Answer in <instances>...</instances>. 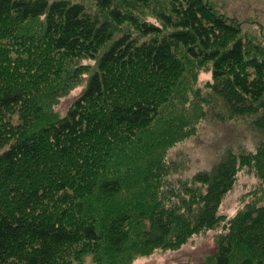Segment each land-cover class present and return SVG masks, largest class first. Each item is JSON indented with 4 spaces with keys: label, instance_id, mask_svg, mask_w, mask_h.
<instances>
[{
    "label": "trees",
    "instance_id": "1",
    "mask_svg": "<svg viewBox=\"0 0 264 264\" xmlns=\"http://www.w3.org/2000/svg\"><path fill=\"white\" fill-rule=\"evenodd\" d=\"M209 111L258 141L174 178ZM210 229L196 264H264V39L211 0H0V264H131Z\"/></svg>",
    "mask_w": 264,
    "mask_h": 264
},
{
    "label": "rangeland",
    "instance_id": "2",
    "mask_svg": "<svg viewBox=\"0 0 264 264\" xmlns=\"http://www.w3.org/2000/svg\"><path fill=\"white\" fill-rule=\"evenodd\" d=\"M218 12L236 18L246 33L264 39V0H211ZM211 80L210 71H202L198 84ZM84 85L72 89L56 105L60 116L66 113L72 101L82 92ZM259 136L242 119L220 121L209 111L194 135L178 142L168 152L170 159L182 164L174 178H186L198 170H209L226 148L233 150L253 149ZM259 180L252 173L239 171L233 187L225 194L218 213L231 217L242 206L241 196L253 189ZM219 230L199 232L174 250L155 249L149 255L137 257L131 264L198 263L216 249L215 236Z\"/></svg>",
    "mask_w": 264,
    "mask_h": 264
},
{
    "label": "bare ground",
    "instance_id": "3",
    "mask_svg": "<svg viewBox=\"0 0 264 264\" xmlns=\"http://www.w3.org/2000/svg\"><path fill=\"white\" fill-rule=\"evenodd\" d=\"M241 23V22H240ZM241 27H242V23H241ZM210 230H212V229H210ZM204 231H206V230H204ZM195 235V234H194Z\"/></svg>",
    "mask_w": 264,
    "mask_h": 264
}]
</instances>
